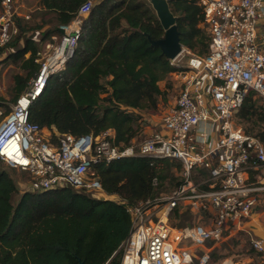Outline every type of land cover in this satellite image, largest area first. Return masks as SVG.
I'll return each instance as SVG.
<instances>
[{
  "label": "built area",
  "instance_id": "built-area-1",
  "mask_svg": "<svg viewBox=\"0 0 264 264\" xmlns=\"http://www.w3.org/2000/svg\"><path fill=\"white\" fill-rule=\"evenodd\" d=\"M196 2L202 9L200 26L209 35L208 53L183 46L172 60L181 68L171 75L178 95L164 108L159 129L140 142L121 149L113 143L111 128L79 137L55 132L53 139L48 129L29 119L33 102L74 55L93 0L83 2L76 16L59 26L60 38L53 35L43 43L37 73L0 121V159L29 174L25 191L72 187L116 199L92 176L95 163L132 156L150 159L157 170L164 160L180 163L181 179L170 193L135 204L119 200L132 218L130 234L120 245L121 264H212L207 243L240 231L250 234L256 264H264V238L253 236L248 224L259 204L257 192L264 189V143L237 122L250 91L264 99V0ZM19 8L18 0H0V92L5 89L7 47L19 32L17 21L29 18ZM185 51V63H177ZM198 173L204 177L194 182ZM153 184L159 186L157 176ZM176 209L198 215L203 224L173 225Z\"/></svg>",
  "mask_w": 264,
  "mask_h": 264
},
{
  "label": "trees",
  "instance_id": "trees-1",
  "mask_svg": "<svg viewBox=\"0 0 264 264\" xmlns=\"http://www.w3.org/2000/svg\"><path fill=\"white\" fill-rule=\"evenodd\" d=\"M85 1L41 0L43 20L53 14L55 24L40 40L34 35L23 38L27 29L24 18L18 19L19 32L9 43L7 49L11 50L5 58L21 68L12 76L13 103L39 69L36 58L41 42L51 31L59 33V25L69 23ZM93 1L74 55L33 102L29 119L48 129L53 139L55 132L79 137L111 128L113 143L125 149L137 143L143 129L142 112L153 113L159 108L173 86L172 73L181 68L150 41L162 38L165 29L148 0ZM169 3L177 16L183 46L199 55L208 53L209 35L200 26L203 15L196 0ZM259 102L257 94L250 91L237 117L242 122L264 124ZM4 104L0 97V107ZM9 112L7 109L5 115ZM254 135L264 143V131ZM177 162H164L160 170L140 156L95 163L92 176L116 199H100L72 187L25 191L22 185L29 174L20 170L24 178L18 182L0 166V264H121L120 245L130 234L132 218L119 200L135 204L160 195L161 185ZM156 176L157 187L153 184ZM18 192L21 195L15 204ZM186 219L188 212L176 209L171 223L182 227Z\"/></svg>",
  "mask_w": 264,
  "mask_h": 264
},
{
  "label": "rangeland",
  "instance_id": "rangeland-1",
  "mask_svg": "<svg viewBox=\"0 0 264 264\" xmlns=\"http://www.w3.org/2000/svg\"><path fill=\"white\" fill-rule=\"evenodd\" d=\"M41 0H18V4L20 6V11L25 14L29 15V18H24L23 23L24 27L27 29L23 33V38L26 36H32L37 40H40L43 33H46L47 30H53L54 27V16L53 14H50L49 18L47 17L46 20H43V13L42 8L40 5ZM96 1V0H95ZM47 22V23H44ZM37 25H41L42 27L40 29L34 30L33 27H36ZM60 26V25H59ZM59 28V27H58ZM51 34V35H50ZM46 40L41 42V46H43V43L46 41H52V36L57 35L58 38H60V31L59 33L51 31ZM22 42V41H21ZM195 53V52H194ZM188 57L187 52H184V57L182 56L179 60H177V63H185L186 59ZM4 80H5V89L0 92V97L4 98L5 104L1 107L2 114H0V119L2 120L5 116L6 110L11 109L13 101L12 99V93L10 92V88L12 87V76L14 74L20 73L21 68L20 65L13 64L10 60H6L4 63ZM172 88L169 91V94L166 98V100L161 101L159 108L153 112H142V124L143 129L136 140L137 143L146 138L151 132H153L156 129H159V123L162 116V113L164 111V108L168 106L169 103L174 101L176 96L178 95V86L175 79ZM164 85V83H162ZM257 98H259V110L258 113L260 116L264 117V99L257 95ZM237 122L240 123L244 129H249L251 133L254 135L256 133L264 131V124H255L253 121H247L242 122L239 117H237ZM169 160H164V162H167ZM0 166L5 168L9 173L14 177L15 180L20 182L24 178V174L17 169H14L7 165L5 162L0 160ZM204 174L198 173L195 174L192 180L194 182H198L201 179H203ZM181 179L180 176V169H179V163L177 162L172 167L170 174H168L167 179L163 182L161 185V192L163 193H170L174 187L179 183ZM21 195V192H18L14 197V203L16 204L19 197ZM258 206L255 210V219L254 223L255 226H264V191L260 192V195H258ZM184 212V211H183ZM188 212V219L184 220L183 226H192L198 223H202L204 221H201L198 217V215H194L192 213ZM173 221L180 222L179 218L173 217ZM249 231H252L251 228H249ZM258 233V230H257ZM207 247L211 248V263L212 264H222L226 259H229L234 262V264H256L259 262V257L252 248L250 235L244 231L237 232L236 234H229L224 236L219 241H210L207 243Z\"/></svg>",
  "mask_w": 264,
  "mask_h": 264
},
{
  "label": "water",
  "instance_id": "water-1",
  "mask_svg": "<svg viewBox=\"0 0 264 264\" xmlns=\"http://www.w3.org/2000/svg\"><path fill=\"white\" fill-rule=\"evenodd\" d=\"M155 10L165 34L159 39H150L151 43L161 48L163 53L171 60L176 59L183 50L177 16L171 11L168 0H149ZM80 264H84L81 262Z\"/></svg>",
  "mask_w": 264,
  "mask_h": 264
},
{
  "label": "crops",
  "instance_id": "crops-1",
  "mask_svg": "<svg viewBox=\"0 0 264 264\" xmlns=\"http://www.w3.org/2000/svg\"><path fill=\"white\" fill-rule=\"evenodd\" d=\"M149 1V0H148ZM150 2V1H149ZM151 4V3H150ZM9 50H11L10 48L7 49V53L9 52ZM5 73V72H4ZM165 84V82H162ZM162 87L164 86L163 84H161ZM264 189L260 190L259 192H257V195H260V192H263ZM255 215L256 213L254 212L253 215L251 216V219L249 220L248 224H249V228L252 229L251 231V234L253 236H257V237H261V238H264V226H255V223H254V219H255ZM257 230H258V233H257ZM250 235V234H249Z\"/></svg>",
  "mask_w": 264,
  "mask_h": 264
}]
</instances>
